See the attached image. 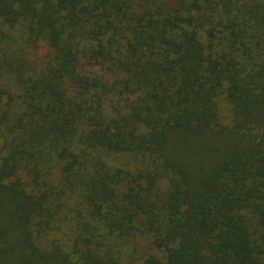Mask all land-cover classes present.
Instances as JSON below:
<instances>
[{
	"label": "trees",
	"instance_id": "obj_1",
	"mask_svg": "<svg viewBox=\"0 0 264 264\" xmlns=\"http://www.w3.org/2000/svg\"><path fill=\"white\" fill-rule=\"evenodd\" d=\"M0 264H264V0H0Z\"/></svg>",
	"mask_w": 264,
	"mask_h": 264
},
{
	"label": "rangeland",
	"instance_id": "obj_2",
	"mask_svg": "<svg viewBox=\"0 0 264 264\" xmlns=\"http://www.w3.org/2000/svg\"><path fill=\"white\" fill-rule=\"evenodd\" d=\"M47 54L48 52L45 46H40V49H38L36 54L31 58V61H35L38 63L39 66H42L45 63L44 60ZM54 240H61V241L68 240L67 229L63 233H58L55 231L45 235V238L43 237V241L45 243H50Z\"/></svg>",
	"mask_w": 264,
	"mask_h": 264
}]
</instances>
